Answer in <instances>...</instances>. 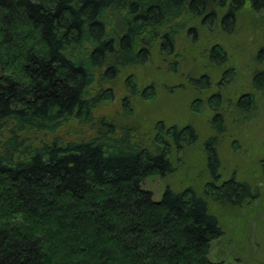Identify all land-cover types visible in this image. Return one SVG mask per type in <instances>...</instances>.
Wrapping results in <instances>:
<instances>
[{
	"label": "trees",
	"instance_id": "16d2710c",
	"mask_svg": "<svg viewBox=\"0 0 264 264\" xmlns=\"http://www.w3.org/2000/svg\"><path fill=\"white\" fill-rule=\"evenodd\" d=\"M245 2L0 0V264H225L210 259L224 230L204 196L167 187L157 200L142 187L175 169L172 151L196 139L192 126L164 130L160 122L150 145L105 117L87 140L23 133L54 135L71 117L91 121L113 99L104 85L121 70L145 64L156 47L173 54L185 28L194 36L199 25L234 31ZM250 4L264 12V0ZM211 53L226 57L220 46ZM206 78L199 80L208 86ZM262 80L256 72L254 84L262 88ZM126 86L131 96L155 95L132 74ZM209 163L213 171L220 165L215 149ZM206 192L236 207L259 196L235 177Z\"/></svg>",
	"mask_w": 264,
	"mask_h": 264
},
{
	"label": "rangeland",
	"instance_id": "374dc122",
	"mask_svg": "<svg viewBox=\"0 0 264 264\" xmlns=\"http://www.w3.org/2000/svg\"><path fill=\"white\" fill-rule=\"evenodd\" d=\"M235 27L228 32L221 23L199 25L195 36L185 28L176 37L173 54L159 53L156 47L145 64L123 69L115 81L105 84L104 88H114V97L93 109L91 121L71 117L54 135L31 131L23 135L38 140L53 136L64 142L87 140L95 134L94 121L105 117L133 127L136 139L150 145L160 122L164 130L192 126L196 139L172 151L175 169L148 177L142 187L157 200L167 187L177 192L193 188L206 198L224 230L212 244L210 259L225 264H264V87L253 82L254 74L264 71V12L255 11L246 0ZM214 46L224 50L222 61L218 53L211 59ZM131 74L141 91L154 86L153 98L130 95L126 82ZM204 75L208 86L199 80ZM97 91V85L90 88L91 96ZM244 96L245 107L241 105ZM124 98L129 104H124ZM213 149L220 162L216 171L209 163ZM232 177L249 183L251 192L259 196L236 207L207 194L208 183L221 184Z\"/></svg>",
	"mask_w": 264,
	"mask_h": 264
},
{
	"label": "flooded vegetation",
	"instance_id": "af4514ba",
	"mask_svg": "<svg viewBox=\"0 0 264 264\" xmlns=\"http://www.w3.org/2000/svg\"><path fill=\"white\" fill-rule=\"evenodd\" d=\"M205 76V75H204Z\"/></svg>",
	"mask_w": 264,
	"mask_h": 264
}]
</instances>
